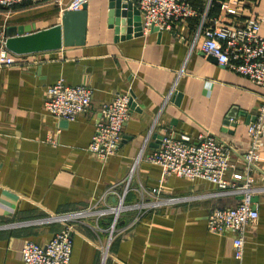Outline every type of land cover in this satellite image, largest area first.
<instances>
[{"label": "crops", "instance_id": "obj_1", "mask_svg": "<svg viewBox=\"0 0 264 264\" xmlns=\"http://www.w3.org/2000/svg\"><path fill=\"white\" fill-rule=\"evenodd\" d=\"M71 1L0 8V51L5 28L24 26L31 34L59 24ZM186 1L196 16L136 35L120 33L109 16L110 0H89L84 44L5 49L13 63L0 65V264H23L25 241L43 245L64 227L72 239L70 264H264V139L253 173L258 217L246 227L241 259L233 255L231 233L213 234L206 226L212 210L234 206L240 197L208 196L216 191L209 181L162 175L145 159L164 131L192 139L209 132L235 149L231 165L240 168L247 127L264 107L263 87L204 54L200 37L194 41L199 28L242 25L249 18L258 19L264 35V0H225L227 9L222 0ZM60 78L91 89L89 108L72 121L44 108L47 87ZM126 91L129 118L117 149L101 161L88 150L95 124L102 105ZM132 169L127 203L150 199L147 193L157 186L162 197L180 200L123 213L108 247V216L44 222L100 207L105 199L113 204L112 188L122 191Z\"/></svg>", "mask_w": 264, "mask_h": 264}, {"label": "built area", "instance_id": "obj_2", "mask_svg": "<svg viewBox=\"0 0 264 264\" xmlns=\"http://www.w3.org/2000/svg\"><path fill=\"white\" fill-rule=\"evenodd\" d=\"M24 1L28 0H0V8L9 11L13 6ZM88 1L72 0L67 9L80 10L82 4ZM129 1L139 11L143 31L153 27L159 30H169L176 22L192 18L198 12L196 7L186 0ZM221 7L227 9V1L222 0ZM259 28L260 23L257 18H249L242 25L236 26L211 25L199 28L194 41L200 37V49L204 54L216 57L220 65L247 77L264 88V35L259 34ZM2 45L4 47L3 40ZM7 51L5 47L0 51L1 66L13 63ZM90 100L91 89L89 87L69 85L60 78L47 87L44 108L54 117L72 121L86 112L90 106ZM130 100V93L126 91L102 105L101 117L95 124L88 146L89 152L101 161L111 156L119 145L123 125L130 114ZM263 113L264 107L262 106L256 119L247 127L248 145L240 153V168L231 165L235 149L218 141L209 132H203L197 139H192L185 134L176 136L172 132L164 131L157 151L145 158L148 162L158 165L162 175L173 174L188 180L209 181L216 187V191L208 196L237 195L240 197L234 206L212 210L206 223L210 233L217 235L231 233L233 235L232 248L236 259L242 257L246 227L258 217L256 204L253 201L258 188L253 186V173L257 162L261 159L260 151L264 139ZM132 172L133 169L123 181L122 191L112 188L111 192L117 196L113 204L106 203L105 199L100 207L93 205L80 212L50 216L45 218L44 222L108 216L110 219L106 228L108 247L115 236L119 217L123 213L130 211L140 213L149 208L180 200L162 197L160 188L157 186L147 193L150 199L127 203L125 198L129 191ZM107 247H100L102 262L105 259ZM71 253L70 227L61 229L43 245L27 240L21 248L23 264H70Z\"/></svg>", "mask_w": 264, "mask_h": 264}, {"label": "water", "instance_id": "obj_3", "mask_svg": "<svg viewBox=\"0 0 264 264\" xmlns=\"http://www.w3.org/2000/svg\"><path fill=\"white\" fill-rule=\"evenodd\" d=\"M110 1L109 16L115 17V23L121 26L120 33L140 34L143 31L141 17L132 2L129 0ZM86 6L84 3L80 10L66 9L61 15L59 24L31 34H24L29 31V28L24 26L5 28V49L14 53H25L84 44L87 23ZM253 201L255 202L256 198L253 197Z\"/></svg>", "mask_w": 264, "mask_h": 264}]
</instances>
